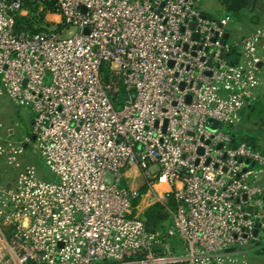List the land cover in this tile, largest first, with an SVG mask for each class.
I'll return each instance as SVG.
<instances>
[{
  "label": "built area",
  "instance_id": "obj_1",
  "mask_svg": "<svg viewBox=\"0 0 264 264\" xmlns=\"http://www.w3.org/2000/svg\"><path fill=\"white\" fill-rule=\"evenodd\" d=\"M230 21L199 0H0V96L32 114L18 139L0 118V161L30 146L54 177H0V264H248L264 156L232 129L264 29L228 42Z\"/></svg>",
  "mask_w": 264,
  "mask_h": 264
},
{
  "label": "crops",
  "instance_id": "obj_2",
  "mask_svg": "<svg viewBox=\"0 0 264 264\" xmlns=\"http://www.w3.org/2000/svg\"><path fill=\"white\" fill-rule=\"evenodd\" d=\"M199 3L210 16L228 15L231 20L230 27L234 15L239 17L240 27L236 31L235 36L237 37L233 41L239 40L258 28L264 29V0H199ZM229 12L234 13L230 14ZM257 78L258 85L250 90V96L240 112V121L235 127L234 133L237 141L244 140L264 156V62L258 65ZM237 132L240 133L239 137H237ZM254 169L256 174L252 184L259 190L258 198L262 202L264 167L254 166ZM127 174L128 172H126ZM242 251V257L248 264H264V243L258 241L253 245L246 246ZM248 254H252L254 261L251 262L247 259L246 255Z\"/></svg>",
  "mask_w": 264,
  "mask_h": 264
},
{
  "label": "rangeland",
  "instance_id": "obj_3",
  "mask_svg": "<svg viewBox=\"0 0 264 264\" xmlns=\"http://www.w3.org/2000/svg\"><path fill=\"white\" fill-rule=\"evenodd\" d=\"M233 13L234 12L230 14ZM221 16L224 15L219 14L216 15L215 17H221ZM238 18L237 15H234V19L230 27V37L228 39V42H232L233 39L237 37L235 36V33L240 27ZM237 49L239 53V48ZM103 76L105 75L103 74ZM0 108H1L0 118L1 121L4 123V125L6 127H10L12 126L11 123L14 122V125L12 127L16 133V139L21 138L25 134L29 135L32 114L28 109L14 107L11 101L6 96H0ZM232 130L234 133L236 129H232ZM239 136L240 133L237 132V137ZM26 167L34 169L37 177L43 180H54L53 175L51 174V172L49 171V169L47 168V166L45 165L39 154L34 150V148H31L30 146L27 147L22 154L15 155L10 164H8L6 160L0 161V177L6 178L9 181H13L16 176H18L23 170H25ZM126 176L127 178L125 182H123V184L129 187L140 189L143 193L146 192L144 188V178L139 171H136L135 169L130 170L128 171V174ZM107 180H110V178L108 177ZM158 190L160 194L159 196L156 195L155 199L152 196H146V195H144L140 199L139 202L141 203L144 209H148L150 206H152L155 203H163L168 208L172 207L171 199H167V197H165L164 194H161L163 190L162 186L159 187ZM166 223L167 221L163 222L161 225H164ZM246 256L247 259H249L251 262L254 261V257L252 256V254H248Z\"/></svg>",
  "mask_w": 264,
  "mask_h": 264
},
{
  "label": "trees",
  "instance_id": "obj_4",
  "mask_svg": "<svg viewBox=\"0 0 264 264\" xmlns=\"http://www.w3.org/2000/svg\"><path fill=\"white\" fill-rule=\"evenodd\" d=\"M247 144L251 146V144L249 143ZM167 216L168 214L164 206L161 203L153 204L145 211V214H144L145 223L148 227L149 226L159 227V225H161L163 222L167 220Z\"/></svg>",
  "mask_w": 264,
  "mask_h": 264
},
{
  "label": "water",
  "instance_id": "obj_5",
  "mask_svg": "<svg viewBox=\"0 0 264 264\" xmlns=\"http://www.w3.org/2000/svg\"><path fill=\"white\" fill-rule=\"evenodd\" d=\"M229 27H230V23H228V25L226 26V33L224 35V39L227 40L228 37H229V33H228V30H229ZM232 53H234V51H232ZM221 57L223 58L224 57V54H221ZM233 62H230V65H232ZM218 124L215 123V126H217ZM212 127V126H211ZM233 147H234V136L232 137V141H231ZM255 197H259V195H255ZM262 202L264 201V193H263V196H262ZM263 207V206H262ZM253 208L252 207H249L248 208V211L249 212H252ZM262 210H264V207L259 211V213H262ZM256 224H255V229H254V236L257 237V240L260 242V243H264V217L260 218V219H256ZM150 230H153V227L152 226H149L148 227Z\"/></svg>",
  "mask_w": 264,
  "mask_h": 264
},
{
  "label": "flooded vegetation",
  "instance_id": "obj_6",
  "mask_svg": "<svg viewBox=\"0 0 264 264\" xmlns=\"http://www.w3.org/2000/svg\"><path fill=\"white\" fill-rule=\"evenodd\" d=\"M262 205H263V207H264V201L262 202Z\"/></svg>",
  "mask_w": 264,
  "mask_h": 264
},
{
  "label": "bare ground",
  "instance_id": "obj_7",
  "mask_svg": "<svg viewBox=\"0 0 264 264\" xmlns=\"http://www.w3.org/2000/svg\"><path fill=\"white\" fill-rule=\"evenodd\" d=\"M161 186H162V184L159 185V187H161Z\"/></svg>",
  "mask_w": 264,
  "mask_h": 264
}]
</instances>
